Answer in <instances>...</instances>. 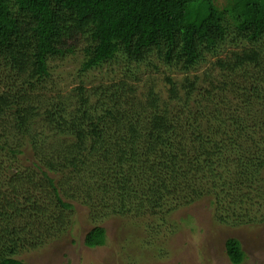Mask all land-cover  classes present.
<instances>
[{
    "label": "trees",
    "instance_id": "16d2710c",
    "mask_svg": "<svg viewBox=\"0 0 264 264\" xmlns=\"http://www.w3.org/2000/svg\"><path fill=\"white\" fill-rule=\"evenodd\" d=\"M78 52L81 73L121 77L49 95L52 61ZM161 67L184 75L169 100L144 73ZM263 185L264 0H0V264L61 239L78 205L86 247L117 218L162 258L175 212L205 202L240 227Z\"/></svg>",
    "mask_w": 264,
    "mask_h": 264
},
{
    "label": "rangeland",
    "instance_id": "374dc122",
    "mask_svg": "<svg viewBox=\"0 0 264 264\" xmlns=\"http://www.w3.org/2000/svg\"><path fill=\"white\" fill-rule=\"evenodd\" d=\"M83 59V52H78L76 55L52 61L53 76L48 87L49 95H54L57 91L69 93L81 83L91 88L109 84L121 77L119 70L111 65L81 73ZM210 68L205 65L198 69V73H190V77L194 79L196 74L203 77ZM154 72L148 68L144 71L148 77L151 76V81L153 80L158 88L163 89L165 100H169V83L165 79L178 81L182 80L184 75L167 71L164 67H161L159 72ZM261 189L264 192V185ZM252 197L256 200L250 210L254 218L252 222L240 227L215 221L210 207L205 202L175 212L170 219L178 227L172 229V235L165 227L154 236L157 241L167 243L169 252L168 255L159 253L162 258L152 255L155 250H150V246L139 242V231L117 218L99 223L107 230L106 246L94 249L86 247L85 235L94 224L88 216V210L81 205L77 206L75 217L72 218V223L66 226L68 231L61 239L39 252L21 253L18 258L27 264H232L227 256L225 244L229 238H236L241 242L246 254L243 264H264V196L253 194ZM165 237L168 239L165 240Z\"/></svg>",
    "mask_w": 264,
    "mask_h": 264
}]
</instances>
